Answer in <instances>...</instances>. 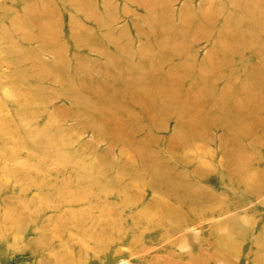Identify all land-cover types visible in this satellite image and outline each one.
<instances>
[{"label": "rangeland", "instance_id": "obj_1", "mask_svg": "<svg viewBox=\"0 0 264 264\" xmlns=\"http://www.w3.org/2000/svg\"><path fill=\"white\" fill-rule=\"evenodd\" d=\"M0 264H264V0H0Z\"/></svg>", "mask_w": 264, "mask_h": 264}, {"label": "bare ground", "instance_id": "obj_2", "mask_svg": "<svg viewBox=\"0 0 264 264\" xmlns=\"http://www.w3.org/2000/svg\"><path fill=\"white\" fill-rule=\"evenodd\" d=\"M106 225V224H105ZM109 224L107 223V225L105 226V227H103V229H101L100 230V232H99V234L95 237V238H97V239H101L102 237H104V236H106V234H108V231L110 230L109 228V226H108ZM113 228V227H112ZM112 233H114L112 230H110ZM118 231V230H117ZM120 231V230H119ZM104 233V234H103ZM90 239H92V238H90ZM93 241V240H92ZM95 242V241H94ZM91 243V242H90ZM116 243H117V241H116ZM98 244V243H97ZM110 249V248H109ZM112 249V248H111ZM133 255H135V254H133V252H130L129 253V256H128V258H130V257H132ZM121 261V260H120ZM126 262V261H125Z\"/></svg>", "mask_w": 264, "mask_h": 264}]
</instances>
